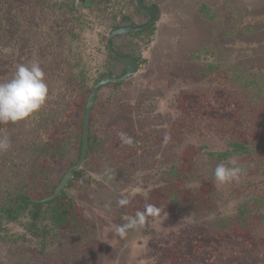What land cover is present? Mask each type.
Wrapping results in <instances>:
<instances>
[{
	"label": "rangeland",
	"instance_id": "374dc122",
	"mask_svg": "<svg viewBox=\"0 0 264 264\" xmlns=\"http://www.w3.org/2000/svg\"><path fill=\"white\" fill-rule=\"evenodd\" d=\"M73 1L0 0V82L38 62L49 89L37 113L0 124L12 145L0 153V264H264V0H146L156 24L113 38L139 69L98 93L67 224L4 213L79 163L91 90L124 71L112 28L145 21L135 0H91L77 16ZM232 141L247 151L219 159ZM233 157L242 175L221 184L214 169ZM147 204L161 215L121 237Z\"/></svg>",
	"mask_w": 264,
	"mask_h": 264
},
{
	"label": "clouds",
	"instance_id": "9594fccd",
	"mask_svg": "<svg viewBox=\"0 0 264 264\" xmlns=\"http://www.w3.org/2000/svg\"><path fill=\"white\" fill-rule=\"evenodd\" d=\"M48 91L45 73L38 62L16 65L12 78L0 82V124H16L27 120L45 105ZM119 138L124 145H134V139L126 133L120 132ZM167 139L169 138L166 136L165 140ZM11 146L10 138L0 134V153L7 152ZM242 172V166L233 157L230 165L218 163L213 174L216 181L225 184L238 181ZM110 173L111 169H106V174ZM117 203L119 206H125L129 201L127 198H121ZM160 215L161 210L157 206L147 204L144 211H138L126 224L117 226V232L124 237L129 229L143 227L148 216Z\"/></svg>",
	"mask_w": 264,
	"mask_h": 264
},
{
	"label": "trees",
	"instance_id": "16d2710c",
	"mask_svg": "<svg viewBox=\"0 0 264 264\" xmlns=\"http://www.w3.org/2000/svg\"><path fill=\"white\" fill-rule=\"evenodd\" d=\"M82 130L83 129H81V132L83 133ZM80 139L82 143V138ZM230 145L232 146L233 150L228 153L220 154L218 156L219 159L228 158L240 152L247 151L246 145L238 141H232ZM71 186L72 184H68V187ZM55 190L56 189L50 191L48 189H44V191L42 190L44 194L40 195L39 198L34 199L25 194L18 195L16 199L18 206L15 208H12L13 206H9L10 208H7L9 210L10 218L15 220L17 215H19L20 213H24L28 209L32 219H34V221H38L42 218L43 210H48L49 219L52 224L56 227H63L67 224V216L70 215V212H68L66 207L63 205V201H66L68 197L66 195V192L63 190L58 198L46 201V199L52 197Z\"/></svg>",
	"mask_w": 264,
	"mask_h": 264
},
{
	"label": "water",
	"instance_id": "95a60500",
	"mask_svg": "<svg viewBox=\"0 0 264 264\" xmlns=\"http://www.w3.org/2000/svg\"><path fill=\"white\" fill-rule=\"evenodd\" d=\"M137 4L138 7L145 10L149 17H150V22L148 25H146L145 27L142 28H135V27H125V28H121L117 31H115L111 38H110V47H111V40L114 37H117L119 35H124L127 33H131L133 31H145L148 30L150 28H152L156 22H157V16H158V8L157 7H152V8H146L143 3L142 0H137ZM127 65H128V70H127V74L125 75V77H123L122 79H120V81L129 79L130 77H132L133 75H135L138 72L139 69V65L137 63V61L133 58H123L122 59ZM111 79V77L108 75L106 76L101 83H99L98 85H96L93 88L92 94L90 96V99L87 103V107H86V112L84 115V132H83V142H82V153H81V159L79 161V163L75 166H73L67 173L66 175L63 177L61 183L59 184V186L57 187L56 191H55V196H59L63 190L66 189L68 182L74 177L76 171L82 167V165L84 164L87 154H88V148H89V142H90V122H91V115H92V110L93 107L96 103V96L98 93V90L100 87L106 85L108 83V81ZM52 199L51 197L46 199L50 200Z\"/></svg>",
	"mask_w": 264,
	"mask_h": 264
},
{
	"label": "flooded vegetation",
	"instance_id": "af4514ba",
	"mask_svg": "<svg viewBox=\"0 0 264 264\" xmlns=\"http://www.w3.org/2000/svg\"><path fill=\"white\" fill-rule=\"evenodd\" d=\"M145 1L146 0H142V3H143V5L146 7V8H152V7H156L155 5H151V6H148V5H146L145 4ZM135 2H136V6H137V11H138V13L139 14H142V16L145 18V21L144 22H142L141 23V26H139V27H135V28H142V27H145L146 25H148L149 24V22H150V17H149V15H148V13L145 11V10H143V9H141V8H139L138 7V4H137V0H135ZM71 5H72V14L73 13H75V16H77V13L79 14L80 12H84L85 11V9L87 10L88 9V7L90 6V7H92L93 6V4L91 3V0H74L73 1V3H71ZM98 5V4H97ZM99 6H100V4H99ZM101 11H102V9H101ZM85 13V12H84ZM96 14H98L99 16H101L102 15V12L100 13V11L98 12V13H96ZM80 16V15H79ZM146 16H147V20H146ZM158 16H159V10H158ZM76 18H79V17H76ZM76 19H74L73 17H72V21L74 22ZM122 20H123V18H122ZM121 20V21H122ZM157 20H158V17H157ZM123 24H125V23H123ZM125 27H132L131 25H117V26H115V27H113L112 28V32H111V34H110V36H109V40H108V45H107V47H108V50L110 51V53L112 54V55H114L115 57H116V59H118L123 65H124V71L122 70V75L121 76H115L114 74H104L102 77H101V79L94 85V87L96 86V85H98L99 83H101L102 82V80L106 77V76H110L111 77V79L108 81V83L106 84V85H104V86H102V87H100L99 88V90H98V93H99V91L102 89V88H104V87H106V86H108V85H121L122 83H123V81H125V80H123V81H120V79H122L123 77H125V75L127 74V70H128V65L122 60L123 58H133V59H135L136 61H137V63H138V65H139V61L136 59V58H134V57H132V56H129V55H126L125 53H122V55L120 54V53H118V52H113L112 51V47H113V44H112V41H113V39L111 40V47H110V38H111V36H112V34L115 32V31H117V30H119V29H121V28H125ZM147 31H149V30H147ZM142 32H145V31H141V30H138V31H134V32H131V33H133V34H141ZM114 49V48H113ZM127 80V79H126ZM93 87V88H94ZM93 88H92V90H91V94H92V91H93ZM98 93H97V96H98ZM91 94H90V96H91ZM97 96H96V102H97ZM86 107H87V104H86ZM86 107H85V112H86ZM85 115V114H84ZM92 116V115H91ZM90 146V145H89ZM70 170V169H69ZM10 208L9 207V205L8 206H6V209L4 210V213L7 211L8 213H9V210L8 209Z\"/></svg>",
	"mask_w": 264,
	"mask_h": 264
}]
</instances>
